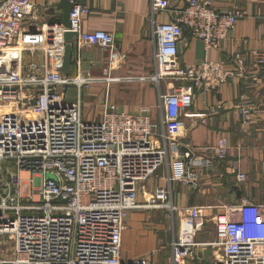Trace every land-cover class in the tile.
Masks as SVG:
<instances>
[{"label":"built area","instance_id":"obj_1","mask_svg":"<svg viewBox=\"0 0 264 264\" xmlns=\"http://www.w3.org/2000/svg\"><path fill=\"white\" fill-rule=\"evenodd\" d=\"M70 1L69 30L83 43L114 48L111 33L82 30V17L90 9ZM151 2L154 12L168 7L166 0ZM33 7L29 0H0V264H148L145 258L121 259V238L131 210L153 207L181 216L171 253L173 264H182L196 245L202 209L175 207L163 186L142 202L138 187L168 165L171 153L193 156L184 175L176 177L183 182L197 178L193 169L214 164L210 158L181 152L180 112L192 105L195 91L208 92L234 75L242 76L245 58L235 54V72L208 56L179 65L178 44L186 28L208 53L221 45L244 12L237 8L220 12L205 0H186L182 8L170 10L167 22L153 23L154 71L141 78L181 83L173 91L159 93L158 119L149 116L145 105L129 112L105 100L98 118L86 121L79 98L66 102V90L70 85L80 89L92 78L60 71L64 29L58 21L25 28ZM52 38L58 56L54 69L45 63L23 65V50L41 49L49 57ZM254 69L250 81L264 84L263 53L256 54ZM251 109L246 106L241 113L247 116ZM227 149L224 138L201 147L220 159ZM233 170L245 179L235 166ZM47 174L54 179H47ZM223 208L211 218L212 247L220 251L213 264H264V204L248 201Z\"/></svg>","mask_w":264,"mask_h":264},{"label":"crops","instance_id":"obj_2","mask_svg":"<svg viewBox=\"0 0 264 264\" xmlns=\"http://www.w3.org/2000/svg\"><path fill=\"white\" fill-rule=\"evenodd\" d=\"M29 1L34 11L27 16L25 28L33 30L43 22L53 24L60 20V0ZM73 1L90 9L89 14L82 17V30L101 29L111 33L114 48L83 43L77 36L70 38L72 56L68 75L88 74L92 80L80 89L70 85L66 90V102L79 98L82 118L86 121L98 118L105 100L113 101L117 107L129 112L145 105L149 108V116L158 119L159 93L173 91L181 83L168 78L158 83L141 80L154 71L156 42L152 37V26L154 22H167L170 10L182 8L186 0H166L168 7L155 12L151 0ZM205 1L220 12L232 8L244 12L221 45L208 53L204 51L202 41L186 28L178 44L179 65L194 64L208 56L211 60L222 61L226 70L235 72V54L245 58L246 70L242 76L234 75L208 92L195 91L192 105L180 112L178 141L188 146L195 158H210L214 164L193 169L197 178L183 182L176 177L184 175L193 156L185 162L184 156L171 153L168 165L159 167L150 180L138 187L142 202L153 196L157 186H163L169 191L168 201L175 207L202 209L194 237L196 245L182 264H213L215 232L211 218L223 212L224 205L248 201L264 204V84L254 85L249 78L255 71L256 54L263 53L264 56V0ZM54 39L50 42L54 48L49 57L41 49L23 50V65L33 62L42 67L45 63L54 69L58 63ZM246 106H252L247 116L241 113ZM221 138L228 145L223 158H213L211 152L201 150L203 146H214ZM233 166L244 174V180L236 176ZM166 211L153 207L137 208L128 213L121 238V259L145 258L148 264H173L171 243L178 232L158 235L157 231L165 227L159 219H163ZM171 215L178 224L181 216L177 212H171ZM208 225L210 228H206Z\"/></svg>","mask_w":264,"mask_h":264},{"label":"water","instance_id":"obj_3","mask_svg":"<svg viewBox=\"0 0 264 264\" xmlns=\"http://www.w3.org/2000/svg\"><path fill=\"white\" fill-rule=\"evenodd\" d=\"M72 5H73V2H71L70 0H60L58 3V7L62 8V15L58 23L61 24L64 29V32L62 33V39L64 40L65 44L63 48V54H62L63 58H62L61 66H60V71H62L64 75H68V69L71 63L72 48H71V44L69 40L72 36H76V33L69 30L70 23H69L68 18H69L70 10L72 9ZM180 150L182 153L187 152V151L189 153H192L189 147L184 144L180 145ZM190 157H191V154L189 157H184L185 162H187ZM46 178L54 179L51 174H47Z\"/></svg>","mask_w":264,"mask_h":264},{"label":"rangeland","instance_id":"obj_4","mask_svg":"<svg viewBox=\"0 0 264 264\" xmlns=\"http://www.w3.org/2000/svg\"><path fill=\"white\" fill-rule=\"evenodd\" d=\"M26 178L28 179V176H26ZM26 180H24V181H26ZM33 198H35V200H37V194H33ZM165 215H167V216H165ZM162 216H164V217H163V219L161 217L159 219V222L165 227L163 228L162 231L157 229L158 235H161V234L169 235L170 232H172V231L174 233L179 232V225L176 223V220L172 218L170 210H167L166 213H164V215H162ZM206 228H210V225L206 226ZM194 241H196V240L194 239ZM212 248L214 249L213 259H216L219 256L220 251L216 247H212Z\"/></svg>","mask_w":264,"mask_h":264},{"label":"bare ground","instance_id":"obj_5","mask_svg":"<svg viewBox=\"0 0 264 264\" xmlns=\"http://www.w3.org/2000/svg\"><path fill=\"white\" fill-rule=\"evenodd\" d=\"M10 51H11V49H8L7 53L10 52ZM26 176H27V172H26V173L23 172V173L21 174V177L23 178V180H26V179H27Z\"/></svg>","mask_w":264,"mask_h":264}]
</instances>
